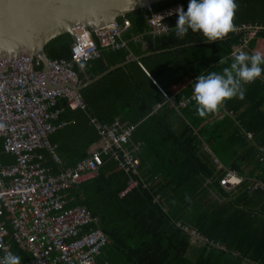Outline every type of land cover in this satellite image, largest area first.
I'll list each match as a JSON object with an SVG mask.
<instances>
[{"label":"trees","instance_id":"obj_1","mask_svg":"<svg viewBox=\"0 0 264 264\" xmlns=\"http://www.w3.org/2000/svg\"><path fill=\"white\" fill-rule=\"evenodd\" d=\"M188 4L161 0L151 4V11L176 5L187 11ZM236 4L235 30L213 43L191 30L178 39L176 14L164 20L169 31L155 35L146 23V8L130 11L124 16L131 23L124 37L137 35V41L129 39L117 50L102 48L97 58L74 64L82 84L124 63L82 87L84 106L68 116L60 112L46 134L63 166L100 152L97 174L63 191L69 205L85 206L97 218L92 225L107 236L98 264H264V191L252 188L256 181L264 183V72L242 85L244 99L226 100L204 117L191 98L196 78L230 67L240 53L236 47L243 45L249 56L264 54V0ZM241 24L258 27L245 43ZM72 41L70 33H62L44 51L50 59H69ZM130 55L139 60H128ZM165 95L174 97L175 106ZM61 99L56 107H63ZM184 99L188 103L177 106ZM116 119L133 128L131 135L120 147L103 150L105 136L98 126ZM124 150L138 158L136 173L126 170ZM39 152L43 166L55 174L58 165L44 149ZM0 158L3 164L14 161L2 142ZM228 170L242 177L231 188L220 184ZM9 243L21 264L29 261L27 252Z\"/></svg>","mask_w":264,"mask_h":264},{"label":"built area","instance_id":"obj_2","mask_svg":"<svg viewBox=\"0 0 264 264\" xmlns=\"http://www.w3.org/2000/svg\"><path fill=\"white\" fill-rule=\"evenodd\" d=\"M144 7L148 10L145 18L151 33H167L169 26L164 20L176 7L159 12H152L149 2ZM130 25V20L123 16L121 21L80 27L73 36L70 58L49 59L46 67L40 58L23 51L0 56V137L3 150L14 160L9 164L0 163V259L12 252L11 239L30 255L29 261L23 264H98L97 257L107 236L92 225L97 218L85 206L69 205L63 191L97 174L102 164L100 152H92L73 166H63L46 134L54 129L52 120L59 113L58 98H67L74 106H84L74 89L78 85L74 64L97 58L98 47L117 50L129 39L137 41V35L124 37ZM239 28L247 31L245 43L258 27L241 24ZM242 46L236 48L242 49ZM165 98L170 106H175L173 96L165 95ZM188 101L180 100L177 106H185ZM65 123L61 121L58 126ZM98 127L105 136L103 150L126 143L133 129L117 119L109 126ZM41 148L58 165L55 174L43 166V155L37 151ZM115 154L117 158L119 153ZM122 162L126 170L136 173L137 157L124 150ZM240 181L241 176L228 170L220 184L231 188ZM253 188L264 191V183L256 181Z\"/></svg>","mask_w":264,"mask_h":264},{"label":"water","instance_id":"obj_3","mask_svg":"<svg viewBox=\"0 0 264 264\" xmlns=\"http://www.w3.org/2000/svg\"><path fill=\"white\" fill-rule=\"evenodd\" d=\"M158 1L161 0H0V56L27 50L46 67L49 58L44 46L55 36L65 32L74 34L79 26L95 27L112 22L143 8L146 2ZM130 60L139 57L131 56ZM123 64L111 66L80 84L76 88L79 97L82 87Z\"/></svg>","mask_w":264,"mask_h":264},{"label":"clouds","instance_id":"obj_4","mask_svg":"<svg viewBox=\"0 0 264 264\" xmlns=\"http://www.w3.org/2000/svg\"><path fill=\"white\" fill-rule=\"evenodd\" d=\"M172 7H176V9L170 11L168 15L176 14L178 16L174 26L178 39H183L191 30L192 32L203 33L206 38L204 41L213 43L235 30L236 0H189L187 11L180 5ZM121 16L123 18L125 15ZM80 27L84 26H79L75 33L79 32ZM71 35L74 36V34ZM98 48L99 50L102 49L101 47ZM261 65H264V54L256 52L249 56L240 52L235 54L230 67H225L222 73L210 72L207 75H199L193 83L192 95V99L196 102L197 114L204 117L218 111L226 100L237 96L244 99L245 92L242 85L251 83L261 76L264 72ZM42 149L47 152L45 148L37 151ZM63 164H65L64 161ZM0 264H21V257L12 252H7L0 259Z\"/></svg>","mask_w":264,"mask_h":264},{"label":"crops","instance_id":"obj_5","mask_svg":"<svg viewBox=\"0 0 264 264\" xmlns=\"http://www.w3.org/2000/svg\"><path fill=\"white\" fill-rule=\"evenodd\" d=\"M128 31V30H127ZM240 50V52H242L243 50H241V49H239ZM245 53V52H244ZM131 56H134V55H130L129 56V58H128V60H130V57ZM78 82H79V80H78ZM80 84L78 83V85L74 88L75 90H76V88L79 86ZM66 99V100H65ZM63 100H65V101H63ZM59 102L61 103V105H63V107L61 106H58L57 108H58V110H59V113L60 112H65V115H70V113H71V111H73V110H75L76 108H78L77 106H74V105H71V103L69 102V100L67 99V98H64V99H61V100H59ZM57 105H58V103H57ZM65 106V107H64ZM58 113V114H59ZM64 120V119H63ZM66 121V120H65Z\"/></svg>","mask_w":264,"mask_h":264},{"label":"rangeland","instance_id":"obj_6","mask_svg":"<svg viewBox=\"0 0 264 264\" xmlns=\"http://www.w3.org/2000/svg\"><path fill=\"white\" fill-rule=\"evenodd\" d=\"M21 51H23V52H26V53H28L27 52V50H21ZM29 54V53H28ZM2 142V138L0 137V143ZM1 159V158H0ZM3 164V163H2ZM220 166V165H219Z\"/></svg>","mask_w":264,"mask_h":264}]
</instances>
